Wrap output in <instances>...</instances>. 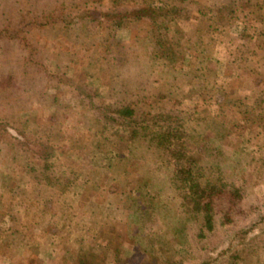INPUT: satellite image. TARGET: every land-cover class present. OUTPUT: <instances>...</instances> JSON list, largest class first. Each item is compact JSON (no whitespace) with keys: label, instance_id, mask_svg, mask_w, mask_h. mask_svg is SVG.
<instances>
[{"label":"trees","instance_id":"16d2710c","mask_svg":"<svg viewBox=\"0 0 264 264\" xmlns=\"http://www.w3.org/2000/svg\"><path fill=\"white\" fill-rule=\"evenodd\" d=\"M165 1L164 7L155 10L149 6L148 0H107L106 7L103 6V0H25L18 3L21 10L16 13L14 24L10 21L1 23L0 57L6 61L3 56L10 52L9 48L14 44V48L17 47V51L21 53L15 62L16 69L18 67L23 70L30 65L28 56L37 52L36 44L29 41V37L45 32L54 40L53 47L58 48L54 46L55 41L68 45L66 48L67 51L71 50V68L83 77L106 76L108 84L113 81L117 84L119 81L121 90H127L128 93L142 94L146 91L145 93L149 92L155 96L160 95L175 108L174 112L166 113H153L149 107L135 104H121L110 109L109 105L102 103L103 100L92 102L87 86L77 79L68 81L59 78L57 84L67 85L74 98L86 102L88 110L94 116V130L82 131L79 139L67 136L70 140L66 139L62 132L66 115L61 113L58 115L57 133L47 129L46 123L43 124L45 128L40 131L39 125L32 140L40 147L36 152L30 147L31 142L25 139L23 133L16 132L12 135L19 155L6 178H0V214L7 217V227L13 230L14 237L20 236L24 240L29 234L32 238L39 237L47 246L50 245V238L53 236L52 225L49 223L42 228L20 215L23 209L20 205L32 204L50 211L51 216L54 215L57 205L63 200L67 183L53 169L52 158L56 152H63L67 147L66 143H73L71 140L80 143L83 138L89 137L107 144V136L116 137L125 151L129 150L128 146L135 144L136 147H143L145 151L152 149V154H155L154 161H160L162 164L173 163V170L163 176L148 175L135 168L131 169L132 166L122 167L113 162L95 166L94 170L90 169L85 173L93 176L100 174L97 172L99 167L104 169L102 179L106 180L107 173L110 172L113 183L107 185L112 187L111 190L107 188L108 192L121 194L118 196L122 197L125 211L130 212L138 208L141 222L139 231L134 237L125 236L123 239L131 245L134 254L140 256L139 264H180V260L169 254L168 244L170 248L176 244L177 248L179 247L177 252H194L197 246L198 251L203 252L207 248L209 238L221 231L224 233L226 225L232 224L233 217L253 213L257 208L256 204H261L264 200V196L255 197L258 181L254 177L259 175V182H264V170L260 172L252 164V159L250 162L242 161L241 155L245 150L238 146L240 141L232 143L225 140L223 146L228 147V152L225 153L220 147L213 148L208 145L212 141L214 143L217 138L212 133L205 132L200 145L193 148L183 141L184 133L181 129L182 116L186 115L184 112L187 109H184L183 105L182 88L192 87L203 94L208 93V98L219 96L214 100L217 108L212 111L216 119L225 123V119L233 114L232 120L235 118V122L230 125L233 132H241V136L246 134L250 139L258 137L259 143L262 142L264 110H261L264 96H259L260 108L252 107L247 96L243 98L246 101L245 106L237 108V88L231 83L232 80L217 84L216 75L210 74V70L207 72L208 67L202 66L198 49L214 22L226 21L230 26L243 22V30H246L250 19L264 20V0H223L225 5L220 7L210 4L211 2L201 4L198 0H187L188 4L194 5V9L189 21V35L183 42L188 50L187 57L193 59L195 64L184 63L185 57L178 53V47L183 42H179L174 36L179 27V6L186 0ZM103 20L109 29L123 27L135 33L128 42V58L123 66L112 62L110 52L114 39L109 29L103 27ZM67 30L77 33L76 38L66 39L63 33ZM262 40L264 46V39ZM256 50L257 48L254 52H258ZM263 50L264 47L261 51ZM248 54L252 56L251 52ZM260 58L264 62V58ZM40 67L44 70L42 65ZM162 67L171 69L169 84L159 85L153 80H145V76L155 78ZM18 71V76L11 71L0 74V131H8L11 126L9 122L13 117L30 104L27 87L22 83L24 76ZM257 71L260 73V70ZM256 76L260 80L256 82L255 87L261 88L260 93L263 94L264 75ZM204 77H208L210 81H206V78L203 80ZM43 88L46 91L47 85H43ZM36 91L38 90L32 89V94ZM52 99L56 100V96ZM206 104L200 106L199 103H194L189 108L193 114H209ZM258 112L260 122L256 126ZM214 144L216 145V142ZM119 150L121 149L118 148ZM230 158L242 167L236 177L225 176L222 172ZM260 164L264 167V159ZM47 188L54 190L51 198L43 196ZM174 189L182 193V200L190 213L188 222H174L175 215L178 214L173 201L176 196ZM86 196L87 194H81L78 207ZM100 196L98 191L94 196L90 195L89 197L93 198L92 204L97 200L95 204L102 207ZM96 219L98 220L96 216L91 215V220ZM117 225L116 219L111 221L102 218L100 226L94 225L92 236L68 240L67 248L59 251L50 264H70L75 260L84 264L80 257L89 254L92 242L105 237V234L113 243L108 248L106 260L118 261V244L124 240H119L122 231L116 228ZM1 230L3 229L0 227ZM224 240L231 242L229 238ZM201 259L199 264H209L206 258ZM241 259L239 253L233 252L223 264H240Z\"/></svg>","mask_w":264,"mask_h":264},{"label":"rangeland","instance_id":"374dc122","mask_svg":"<svg viewBox=\"0 0 264 264\" xmlns=\"http://www.w3.org/2000/svg\"><path fill=\"white\" fill-rule=\"evenodd\" d=\"M106 1L103 0V6L105 7L107 6ZM198 1L201 4L211 2L210 4L219 7L225 5L223 0ZM22 2H25V0H0V25L7 21L14 24L17 18L16 13H20L21 10L18 3ZM148 2L149 6L155 10H158L159 7H164L163 5L166 3L165 0H148ZM16 3L17 5H15ZM179 8V27L174 36L176 40L183 42V39H187L186 36L189 35L188 31L191 29L189 21L191 20L194 5L188 4L186 0ZM247 23L249 24L248 28L243 30V22L240 25L234 23L232 26L226 21L214 22L199 46L198 55L201 56V60H198L202 62L204 68L208 67L207 72L210 70V74L216 75L217 84H220L222 81L232 80L231 83L237 88V101H235L237 108L241 109L245 106L246 101L243 98L247 96L249 104L251 103V106L257 109L260 108L258 102L259 96H264V93H260L262 92L261 88L257 89L255 87L256 82L260 80L256 74L264 75V62L260 58L261 56L264 58V50L263 52L261 51L264 47L262 46L264 20L250 19ZM103 27L108 28L106 22L103 23ZM109 31L114 39L113 48L110 52L112 62L123 66L128 58V42L133 38L135 33L133 30L123 27H110ZM76 34L72 30H67L63 33V36L66 39H75ZM50 38L51 36H48L45 32L36 33L34 37H29V41L36 44L37 52L28 56L31 64H28L23 70L14 67L17 58L21 54L17 51V47L14 48V44L9 48L10 52L8 54L6 52L5 56H3L6 58V61L1 60L0 57V74L11 71L18 76V70H20L24 76L22 83L27 87L26 90L30 98V104H33V106L28 104L19 113L17 112L18 114L9 122L11 126L8 128V131H0V178H6L19 155V150L13 142L12 135L14 133H23L25 139L31 142L30 147H33V151L36 152L40 147H38V144H34L32 140L39 129V125H41L40 131L45 128L44 123H46L47 129H50L53 133H57L58 115L61 113L66 115V121L62 125V132L66 139H68L67 137L79 139L82 131L92 132L94 130V116L88 110L86 102L82 101V99L74 98L67 85L57 84L56 81L59 78L67 79L68 81L77 79L87 86L91 93L92 102L103 100L102 103L109 105L110 109L121 104H135L141 107H149V109L153 110V113H155L154 111H165L164 113L169 111L174 112L175 108L172 107L171 103L160 95L155 96L149 92L145 93L146 91L142 94L128 93L127 90H121V86L118 84L119 81L117 84L115 81L108 84L106 76L96 78L83 77L71 68V50L67 51L66 48L68 45H62L60 41H55L56 44L54 46H58V48L53 47L54 40ZM260 46L262 48L258 49ZM256 48L258 52H254ZM187 51L184 42L179 45L178 53L185 57L184 63L195 64L193 59L188 58L189 54ZM248 52H251L252 56ZM40 65L44 67V70H41ZM78 69L81 70V68ZM39 70L41 71L39 72ZM257 70H260V73ZM171 76V69L162 67L157 72L155 78L145 76V80L149 82L153 80L159 85H167L171 81ZM205 78L207 79L206 81H210L208 77H204L203 80ZM43 85H47L46 91V87L43 88ZM32 89H37L38 91L32 94ZM262 89L264 91V86ZM51 94L56 96V100L53 101V96H50ZM181 95H184V109L187 108L185 109L186 112H184L186 115L182 116L183 121L181 124V129L184 133L183 141L186 144L193 148L198 147L204 133L210 132L217 139L215 141L216 145L213 141L208 145L213 148H216L215 146L220 147L226 153L228 152V147L223 146L225 140L232 141V143H239L240 141L241 144L238 146H242L245 150L241 155L242 161L250 162V159H252V162H254L252 164L260 172L264 170L263 165L260 164V161L264 159V135L261 137V139L263 138L262 142L259 143L258 137L250 139L246 134L245 136H241V132H233V129L230 128V125H233L235 122V118L232 120L233 114L231 116L229 114L230 117L225 119V123L216 119L212 111L217 108L214 100L216 101L219 96L208 98V93L203 94L192 87H183ZM194 103H199L200 106L207 103L206 106L209 109L207 110L209 114L205 112L193 114L189 107ZM53 107L55 110H53ZM263 110L264 105L261 112ZM187 115L188 117H186ZM257 115L256 126L260 122V113L258 112ZM107 137L108 144L98 141L94 137L83 138L80 143L71 140L73 143H66L67 147L62 150L63 152H56L52 158L53 169L57 175L65 179L67 187L63 193V200L57 205L54 215L51 216L50 211L37 208L32 204L20 205L23 208L20 215L29 218L33 223L42 228L46 227L49 223L52 225L51 232L53 236L50 238V245L47 246L39 237L32 238L27 232L28 235L24 240L20 236L14 237L13 230L7 227V217L2 215V213L0 214V227L3 229L0 231V264H50L59 251L67 248V244H69L68 240L86 235L88 237L92 236L94 234V225L100 226L102 218L111 221L116 219L118 222L116 228L122 231L119 240H122L125 236L134 237L136 235L141 226L138 208L130 212L125 211L122 197L118 196L121 194L108 192L112 189V187L109 188L107 186L113 183L111 181L112 174L108 172L106 180H103L102 175L105 172L104 169H100L99 167H97L99 169L97 172H100V174L93 176L92 174L87 175L85 173L89 172L90 169L94 170L95 166L113 162L118 163L122 167L132 166L131 169L135 168L137 171L145 172L148 175L163 176L164 173L173 170V163L166 162L162 164L160 161H154L155 154H152V149L146 150V152L143 147H136L135 144L128 146L129 150L125 151L116 137ZM118 148L121 150L118 151ZM241 168V164L230 158L226 162L222 172L225 176L236 177L240 173ZM258 176L254 175L258 181L256 185L258 187L255 188V197L260 198L264 196V182H259ZM118 189L121 188L118 187ZM97 191L101 195L102 207L95 204L97 200H94L92 204L93 198L89 197L92 194L94 196ZM173 192L176 195H174L173 201L176 204L175 208L178 213L175 215L174 222L179 220L188 222L190 213L182 200V193L176 189ZM82 193L87 194V196L81 203V206L78 207ZM53 195L54 190L51 188H47L43 192V196L46 198H51ZM256 205L257 208L253 213L233 217L232 224L226 225L224 233L221 231L219 234L216 233V235L211 236L205 251H198L197 246L194 252H177L176 250L179 247L177 248L176 244L171 242L170 244H173L171 248L169 244L167 245L169 254L173 258L180 260V264H199L202 260L201 258H206L209 264H223L224 261L228 260V255L235 252L242 256L240 264H264V200H262L261 204L257 203ZM91 215L96 216L98 220H91ZM146 230H148V227H146ZM234 235L236 236L234 237ZM105 237L92 242V247L88 251L89 254L80 257L82 263L139 264L141 262L140 256L134 254L131 245L124 239L123 242L118 244V261L108 262L106 254L108 248L113 243L108 239L107 234H105ZM226 238H229V240L232 238L231 242L228 243V241L224 240ZM83 242L86 241L83 240ZM70 264L80 263L75 260L74 263Z\"/></svg>","mask_w":264,"mask_h":264}]
</instances>
